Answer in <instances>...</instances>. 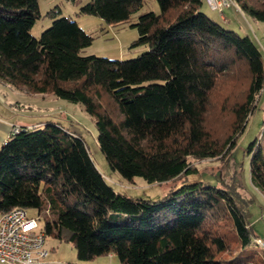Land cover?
I'll return each mask as SVG.
<instances>
[{
  "label": "trees",
  "instance_id": "1",
  "mask_svg": "<svg viewBox=\"0 0 264 264\" xmlns=\"http://www.w3.org/2000/svg\"><path fill=\"white\" fill-rule=\"evenodd\" d=\"M157 1L160 13L132 24L139 33L132 46L149 51L119 60L82 55L93 36L57 8L36 37L39 0H0V80L82 103L110 168L149 183L229 152L264 94V56L252 36L209 17L203 0ZM234 1L264 22V0ZM143 4L90 0L81 12L116 25ZM246 152L264 194V122ZM106 177L83 137L61 122L23 126L0 148V214L34 209L46 235L71 242L81 264L110 254L121 264H264L231 190L197 181L151 200L121 194Z\"/></svg>",
  "mask_w": 264,
  "mask_h": 264
},
{
  "label": "rangeland",
  "instance_id": "2",
  "mask_svg": "<svg viewBox=\"0 0 264 264\" xmlns=\"http://www.w3.org/2000/svg\"><path fill=\"white\" fill-rule=\"evenodd\" d=\"M89 1L40 0L41 17L32 28V34L39 37L52 24V18L47 13L57 8L60 10L59 16H66L77 21L93 36L92 43L82 51V55L127 60L149 51L148 45L145 44L132 46L139 35L138 29L132 24L142 13L150 11L160 13L161 9L157 0H144L143 7L131 17L130 21L116 25L109 24L98 16L81 12V7ZM236 4L223 10V14L230 19V23H226L221 13L212 9L207 0H203L201 10L225 28L233 29L240 35L252 36L264 56V22L242 12L241 8L239 11ZM43 122H61L69 130L80 134L98 169L108 177H106L107 182L121 194L134 198L159 200L176 188L197 181L231 190L245 208L252 232L264 240V194L251 181L250 156L246 152L249 144L259 137L263 129L264 94L260 98L255 113L251 115L246 130L229 152L221 157L193 161L192 171L161 183H149L141 176H136L133 181H129L110 168L97 142L95 118L85 110L82 103H73L54 94L27 93L0 80V148L3 138H7L11 133L10 127L17 124L22 127H33ZM120 181L123 184H119ZM28 213L30 216L36 215L34 209H29ZM46 245L49 249L53 247V250L61 253L64 257L63 262H71L75 259L72 261L80 263L71 242L64 241L56 235L47 234ZM250 249L262 251L255 242H252ZM84 264L121 263L115 254H111V256H98Z\"/></svg>",
  "mask_w": 264,
  "mask_h": 264
},
{
  "label": "built area",
  "instance_id": "3",
  "mask_svg": "<svg viewBox=\"0 0 264 264\" xmlns=\"http://www.w3.org/2000/svg\"><path fill=\"white\" fill-rule=\"evenodd\" d=\"M210 7L218 10L223 19L229 22L223 14L224 8L235 5L234 0H207ZM240 11V7L236 4ZM22 129L12 127L11 134ZM108 178V177H107ZM264 249V240L257 239ZM51 254L46 245V233L41 228L37 216H30L28 210L15 207L0 214V263L1 264H43Z\"/></svg>",
  "mask_w": 264,
  "mask_h": 264
},
{
  "label": "crops",
  "instance_id": "4",
  "mask_svg": "<svg viewBox=\"0 0 264 264\" xmlns=\"http://www.w3.org/2000/svg\"><path fill=\"white\" fill-rule=\"evenodd\" d=\"M39 6H40V0H39ZM80 24V23H79ZM39 123V122H38ZM38 125H40V124H38ZM17 126H20V127H22V125H18L17 124ZM30 127V126H29ZM12 127H10L9 128V131H10V129H11ZM10 135H11V133H10ZM9 135V136H10ZM9 136H7V138H3L4 139V141H3V143H2V145L5 143V141L9 138ZM119 184H123V182L122 181H120L119 182ZM50 251H51V254H50V256H49V258L47 259V261L45 262V263H43V264H76L77 262H73L75 259H72L71 260V262H63V256L61 255V253H57L55 250H53V247H50ZM77 253V252H76ZM110 256H111V254H110ZM77 259H78V257H77ZM79 260V259H78ZM78 264V263H77ZM79 264H81V263H79Z\"/></svg>",
  "mask_w": 264,
  "mask_h": 264
}]
</instances>
